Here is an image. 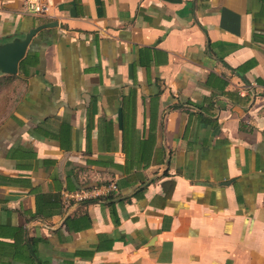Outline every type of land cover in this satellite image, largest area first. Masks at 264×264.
Instances as JSON below:
<instances>
[{
    "label": "crops",
    "instance_id": "0c3cea01",
    "mask_svg": "<svg viewBox=\"0 0 264 264\" xmlns=\"http://www.w3.org/2000/svg\"><path fill=\"white\" fill-rule=\"evenodd\" d=\"M27 1L0 264H264V0Z\"/></svg>",
    "mask_w": 264,
    "mask_h": 264
},
{
    "label": "water",
    "instance_id": "95a60500",
    "mask_svg": "<svg viewBox=\"0 0 264 264\" xmlns=\"http://www.w3.org/2000/svg\"><path fill=\"white\" fill-rule=\"evenodd\" d=\"M57 26L56 22L39 25L24 36L0 43V75L13 76L18 72V64L25 56L31 39L41 30Z\"/></svg>",
    "mask_w": 264,
    "mask_h": 264
},
{
    "label": "built area",
    "instance_id": "2783aa9c",
    "mask_svg": "<svg viewBox=\"0 0 264 264\" xmlns=\"http://www.w3.org/2000/svg\"><path fill=\"white\" fill-rule=\"evenodd\" d=\"M24 11L27 14H34V15H43L46 14L48 11V6L44 4H40L38 2H35L33 0H28L26 4L24 5ZM114 186H109V189L114 190ZM64 197L70 198L76 201H85L92 199L96 196H93L90 194V192L87 191H80V192H75L72 194H64Z\"/></svg>",
    "mask_w": 264,
    "mask_h": 264
},
{
    "label": "rangeland",
    "instance_id": "374dc122",
    "mask_svg": "<svg viewBox=\"0 0 264 264\" xmlns=\"http://www.w3.org/2000/svg\"><path fill=\"white\" fill-rule=\"evenodd\" d=\"M12 92V84L11 83H0V119L10 106L9 96Z\"/></svg>",
    "mask_w": 264,
    "mask_h": 264
},
{
    "label": "trees",
    "instance_id": "16d2710c",
    "mask_svg": "<svg viewBox=\"0 0 264 264\" xmlns=\"http://www.w3.org/2000/svg\"><path fill=\"white\" fill-rule=\"evenodd\" d=\"M14 80H15V77H3V78H0V83H11L12 84V92H11V94H10V96H9V99H10V106L8 107V109L6 110V112L4 113V115L2 116V119L4 118V117H6L7 116V114H8V112H9V110H10V108L12 107V99H13V96H14V94L16 93V91L18 90V85H15L14 84ZM2 119H0V121L2 120ZM108 198H111V197H108ZM107 198V199H108ZM90 200V199H89Z\"/></svg>",
    "mask_w": 264,
    "mask_h": 264
}]
</instances>
